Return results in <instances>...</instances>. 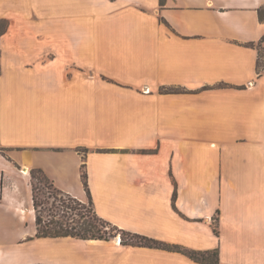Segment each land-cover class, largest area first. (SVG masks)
Segmentation results:
<instances>
[{"label":"crops","instance_id":"obj_1","mask_svg":"<svg viewBox=\"0 0 264 264\" xmlns=\"http://www.w3.org/2000/svg\"><path fill=\"white\" fill-rule=\"evenodd\" d=\"M1 23L0 264H199L38 238L33 170L85 201L84 170L121 230L264 264V0H0Z\"/></svg>","mask_w":264,"mask_h":264},{"label":"trees","instance_id":"obj_2","mask_svg":"<svg viewBox=\"0 0 264 264\" xmlns=\"http://www.w3.org/2000/svg\"><path fill=\"white\" fill-rule=\"evenodd\" d=\"M165 0H161V5H164ZM162 22L169 26V24L162 19ZM5 31V24H0V35ZM260 57H263V53L260 50ZM261 58L259 60V67L262 66ZM37 174L42 175V179L37 177ZM32 177V190H33V205L36 213V226L38 238H64L72 237L81 240H110L113 239V233L120 232L123 235L131 238L129 243L135 246L162 249L170 252H178L184 254L194 260L199 264H220L219 250H193L186 248L182 245L171 244L163 241H159L147 236H142L139 234H133L124 230H121L117 226L112 225L106 220L99 217L95 211L94 216L86 215L84 216L76 204L79 205V200L63 193L62 191L55 188L51 183L50 179L42 170H33L31 172ZM82 179L86 191L88 193L89 203L93 207V200L90 194L89 185H88V176L87 173L83 170ZM39 181L40 184H43L45 188L49 190H57L59 193L68 197L67 200L57 199V196L53 192L46 193L42 188H40L35 181ZM39 192L43 196L41 200L39 197ZM176 197V194H175ZM55 199L59 202V206H55L53 210L48 211V215L45 216L47 212L44 208V205L48 203L49 199ZM56 203V202H55ZM94 210V208H93ZM111 228L110 232L108 228ZM122 242H127L122 240Z\"/></svg>","mask_w":264,"mask_h":264},{"label":"rangeland","instance_id":"obj_3","mask_svg":"<svg viewBox=\"0 0 264 264\" xmlns=\"http://www.w3.org/2000/svg\"><path fill=\"white\" fill-rule=\"evenodd\" d=\"M161 21H162V19H161ZM37 177L40 178V179H42V175H40V174H37ZM35 183H36L40 188H42L46 193H48V192H50V191L53 192V194H54L55 196H57V199H58V200H59V199L67 200V198H68V197L64 196L63 194L59 193V192H58L57 190H55V189H53V190H49V189L45 188L44 185H43V184H40L39 181H37V180L35 181ZM38 194H39L40 199L42 200V199H43V196L41 195V192H39ZM55 202H56V203H55ZM53 204H55L56 207L60 205V203L57 202V201H55V199H53V198H52V199H49V200H48V203L44 205V208H45V210L47 211V212L45 213V216L48 215V211H49V210H53V209H55L54 206H53ZM74 206H77V207L79 208V211H80L84 216H86V215H89V216H91V217L94 216V210H93V207L91 206V204L89 203V199H86L85 201H80V202H79V205L76 204V205H74ZM111 228H113L112 225H111L110 228H108V231H109V232H110ZM113 235H114L113 238H115V239L120 238L121 240H126L127 242H129L130 239H131V238H129V237L123 235L122 233H120V232H116V231L113 233Z\"/></svg>","mask_w":264,"mask_h":264},{"label":"bare ground","instance_id":"obj_4","mask_svg":"<svg viewBox=\"0 0 264 264\" xmlns=\"http://www.w3.org/2000/svg\"><path fill=\"white\" fill-rule=\"evenodd\" d=\"M27 171H28V170H27V169H25L24 173H26V174H27ZM116 241H117V242H119V241H120V238L116 239Z\"/></svg>","mask_w":264,"mask_h":264}]
</instances>
